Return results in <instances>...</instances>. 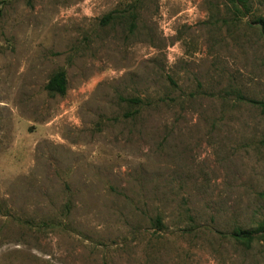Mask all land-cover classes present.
Masks as SVG:
<instances>
[{"label":"rangeland","instance_id":"1","mask_svg":"<svg viewBox=\"0 0 264 264\" xmlns=\"http://www.w3.org/2000/svg\"><path fill=\"white\" fill-rule=\"evenodd\" d=\"M246 3L0 0V264H264Z\"/></svg>","mask_w":264,"mask_h":264},{"label":"trees","instance_id":"2","mask_svg":"<svg viewBox=\"0 0 264 264\" xmlns=\"http://www.w3.org/2000/svg\"><path fill=\"white\" fill-rule=\"evenodd\" d=\"M234 2L235 4H237L236 10L239 12L240 15H245L249 12L246 0H234ZM254 24H257L259 26L260 34L264 37V19L258 18L255 20ZM45 90L50 94L64 95L66 91L65 74L63 72H58L54 74L46 84ZM253 234V232L239 231L238 233L232 236L236 239L250 240Z\"/></svg>","mask_w":264,"mask_h":264}]
</instances>
